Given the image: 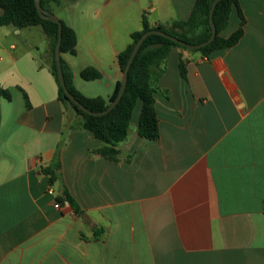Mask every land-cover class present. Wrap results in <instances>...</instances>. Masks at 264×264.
Segmentation results:
<instances>
[{"label": "crops", "instance_id": "0c3cea01", "mask_svg": "<svg viewBox=\"0 0 264 264\" xmlns=\"http://www.w3.org/2000/svg\"><path fill=\"white\" fill-rule=\"evenodd\" d=\"M196 2H50L78 38L77 54H62L75 88L109 99L143 15L169 27ZM241 14L235 47L170 51L155 95L160 138L139 136V101L118 163L68 127L49 38L0 34V264H264V0H240L222 37ZM87 68L101 79L83 80Z\"/></svg>", "mask_w": 264, "mask_h": 264}, {"label": "trees", "instance_id": "16d2710c", "mask_svg": "<svg viewBox=\"0 0 264 264\" xmlns=\"http://www.w3.org/2000/svg\"><path fill=\"white\" fill-rule=\"evenodd\" d=\"M60 3V0H41L43 9L49 11L50 2ZM215 0H197L191 17L187 21H177L171 26L158 25L152 27L145 15L142 17V28L132 34V43L126 50L118 55V63L124 72L132 52L144 34L151 30H160L189 44L197 45L207 42L212 36L210 24V11ZM240 0H222L214 12V21L217 29L215 41L197 52L206 57L220 50L235 47L244 36V19L241 27L229 38H224L221 33L227 28L230 15L234 7L239 9ZM0 5L5 9L4 16L0 17V27L12 26L16 29L29 27H42L51 42L52 72L59 87V100L63 103L70 117L69 128L81 127L90 131L97 139L104 143V147L97 153L114 163L119 162L120 150L118 147L125 142L131 131L132 117L139 101L143 108L139 120V136L145 140L156 141L160 138L159 120L156 112L155 95L158 92L157 83L164 73L166 63L173 48L189 50L167 38L158 35L150 36L142 45L137 54L129 76L125 94L119 104L107 115L95 117L86 114L76 106L65 94L60 85L55 62V48L59 37L58 24L43 20L37 10L35 0H0ZM63 38L61 53L75 56L77 54L78 38L76 32L63 21ZM191 51V50H189ZM63 62V61H62ZM63 70L69 91L86 108L94 112H103L108 109L110 103L119 95L121 82L117 84L113 95L109 99L103 97H87L79 92L73 82V75L63 62ZM182 75L185 77V64H181ZM81 78L92 82L101 79V73L94 68H87L81 72ZM8 95L7 91L2 92ZM27 98V97H26ZM75 117L77 122H71ZM45 173L51 176L52 183L58 178L52 169H45ZM75 206V205H74ZM77 207V206H75ZM78 210V209H77Z\"/></svg>", "mask_w": 264, "mask_h": 264}, {"label": "water", "instance_id": "95a60500", "mask_svg": "<svg viewBox=\"0 0 264 264\" xmlns=\"http://www.w3.org/2000/svg\"><path fill=\"white\" fill-rule=\"evenodd\" d=\"M221 1L222 0H215V2L212 5L211 11H210V24H211V29H212V36L207 42L197 44V45L189 44L187 42H184V41H182V40H180L174 36H171V35L163 32V31H160V30H151V31L147 32L146 34H144L142 36V38L136 44V46L132 52V55L128 61V64H127V66L123 72V78L121 80V87H120L118 97L116 98L115 101L111 102L108 109L103 111V112H94V111L89 110L78 99H76V97L74 95H72V93L69 91L67 84H66L65 75H64L62 53H61L62 38H63V23L55 14L43 9L42 4H41V0H35V4H36V7H37V10L39 12L40 17L43 20L51 21V22L58 24L59 37H58V42H57L56 48H55V62H56V66H57L58 79H59L60 85L63 88L65 94L76 106H78L86 114L91 115V116H95V117H102V116L109 114L119 104V102L123 98L125 91H126V87H127V83H128V76H129L132 64H133L137 54L139 53L142 45L150 36H152V35L162 36V37L167 38L173 42H176L177 44L184 46L187 49L192 50V51L200 50L204 47L211 45L217 37V29H216V25H215V21H214V12H215L217 5ZM4 14H5V9L0 5V17L4 16Z\"/></svg>", "mask_w": 264, "mask_h": 264}, {"label": "rangeland", "instance_id": "374dc122", "mask_svg": "<svg viewBox=\"0 0 264 264\" xmlns=\"http://www.w3.org/2000/svg\"><path fill=\"white\" fill-rule=\"evenodd\" d=\"M0 34H24L26 35H31L33 38L39 42L42 43L44 40H46L47 36L45 31L43 30L42 27H29V28H24L21 30L20 33H16L13 29V27H0ZM20 42L22 39H19Z\"/></svg>", "mask_w": 264, "mask_h": 264}, {"label": "built area", "instance_id": "2783aa9c", "mask_svg": "<svg viewBox=\"0 0 264 264\" xmlns=\"http://www.w3.org/2000/svg\"><path fill=\"white\" fill-rule=\"evenodd\" d=\"M49 193L52 194V191L49 190ZM59 207H60L59 204H57V205H56V208H59Z\"/></svg>", "mask_w": 264, "mask_h": 264}]
</instances>
